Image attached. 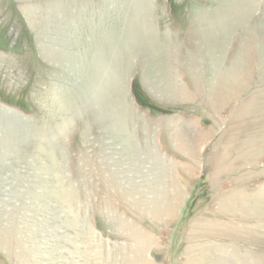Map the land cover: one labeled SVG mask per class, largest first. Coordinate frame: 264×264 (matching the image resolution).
Instances as JSON below:
<instances>
[{
	"label": "rangeland",
	"instance_id": "374dc122",
	"mask_svg": "<svg viewBox=\"0 0 264 264\" xmlns=\"http://www.w3.org/2000/svg\"><path fill=\"white\" fill-rule=\"evenodd\" d=\"M139 1L0 0V99L13 106L0 102V264H36L30 243L40 264H264V0H159L179 17L159 27L157 3L139 13ZM98 19L85 43L81 22ZM164 43L182 63L177 99L163 95L166 73L133 57ZM120 68L123 128L154 124L135 146H120L108 111ZM233 76L237 89L216 108L213 82ZM185 136L204 140L195 148ZM129 150L145 159L133 173ZM161 165L158 216L136 197L159 186Z\"/></svg>",
	"mask_w": 264,
	"mask_h": 264
},
{
	"label": "crops",
	"instance_id": "0c3cea01",
	"mask_svg": "<svg viewBox=\"0 0 264 264\" xmlns=\"http://www.w3.org/2000/svg\"><path fill=\"white\" fill-rule=\"evenodd\" d=\"M149 1H151V2H153V3H157L159 0H149ZM202 7V9H206L205 8V6H201ZM164 11V10H163ZM163 11H161V10H159V11H156V8H155V5H153L152 6V14H151V19H154L155 20V22H154V24L156 25V26H163V24H162V22H159V23H157V21H156V19L157 18H159V19H167V18H169V17H171V15H170V11H168V12H163ZM99 13H101V12H99ZM172 14L174 15V18H179V17H177V15H176V13L174 12V10H172ZM209 15H211L210 13H208ZM152 15H153V17H152ZM116 17L115 18H118V15H115ZM201 16V15H200ZM214 17L216 16V15H213ZM212 16V17H213ZM98 17H96V19H97ZM99 18H102V16H100ZM202 18H205V15L204 16H202ZM92 19V18H91ZM99 20V21H98ZM98 20H95V21H92V20H90V21H88V20H84L83 22H81L82 23V25L81 26H83L84 27V30H85V33H86V35H88L87 34V32H89V37L90 38H88V36L85 38V43H86V41H88V40H91V37H92V33H93V30H94V28L96 27V28H98V29H101L100 27H103V20H101V19H98ZM71 24H73L75 27H77V25H79V23H77V22H72V19H71ZM179 26H180V24H179ZM74 27V28H75ZM92 28H93V30H92ZM98 37V36H97ZM184 42V41H183ZM181 43V42H180ZM165 44V43H164ZM175 44V43H174ZM166 46H167V44H165V45H161V46H159V47H157V48H143V49H136L135 50V54H137V55H135V54H133V57H137V58H141V59H144V58H149V63H148V61H147V63L148 64H146V63H143L142 64V69H143V72H147L148 71V73L149 74H151L152 76H155L157 73H159L160 71H162V74L163 73H166L167 74V76H165V78L164 79H166V80H168L169 79V77L171 78V73L173 72V70H174V73H175V75L174 76H172L173 78H174V81L170 84L171 85V91H170V93H169V95L168 96H166L167 98L169 97V98H171V99H177V98H179L180 96H181V92H183L182 90H180L181 89V87H180V85H179V82H181V80L179 81V78H177L176 76H177V73L180 71V70H177V67H181L182 66V63L181 62H177V61H179V60H175L174 61V59H172L171 58V55H170V52L168 51V53L167 52H165V49H168V48H166ZM177 46V44L176 45H174L173 46V49H174V47H176ZM185 47H186V45H185ZM172 49V48H171ZM175 51H174V53L176 54L175 56H185L186 57V55H182L180 52H181V48L179 49V48H176V49H174ZM155 51V52H154ZM140 52H142V54L140 53ZM166 58L167 60L166 61H163L164 63H163V65H161V64H159V62L157 61V63L154 61V58ZM181 58V57H180ZM168 61H170V62H173V64H168ZM141 64V63H140ZM185 66H186V64H185ZM160 67V69L159 70H157V68H159ZM140 68V67H139ZM123 69V68H122ZM121 68L118 70V74H117V78H116V81H115V83H114V85H112L111 87H110V89H113V91H114V93H115V95H114V100H115V106H114V108L113 107H111V109H109L108 111H113L112 113H111V115H113V116H115V118H116V122H113V126L114 125H116V126H114L115 128H113V129H116V131L118 132V134L116 135V136H119V139H120V142H121V144H120V146L122 145V142H128V141H130V140H128V139H131V141H133V143L132 144H134V146H135V143L137 144H142L141 143V141H142V136H143V132L144 131H146V132H148V131H151L152 130V127H153V125L154 124H147V127H149L148 129H146V126L145 125H142V127H143V130L144 131H142V128H140V126H137L136 124H133V127H131V128H127V129H125V128H123L124 127V122H123V120H122V116H121V108H123V107H121L122 105H121V99H122V97H123V91L122 92H120L121 90V88H122V86H124V83H125V80H124V75L122 74V72H123V70H122ZM164 71V72H163ZM168 78V79H167ZM143 79V78H142ZM185 79V81H186V78H184ZM169 80H171V79H169ZM154 81H155V83H156V79H154L153 81H152V79L150 80V81H147V87H150L151 88V90L153 91V93H156L157 91H159V89L156 87V84H154ZM179 81V82H178ZM130 82L132 83V82H135V77H133L132 79H130ZM150 82H152V84H154V85H152ZM153 87V88H152ZM164 89H165V86H164ZM112 91V90H111ZM167 91V90H166ZM157 94V93H156ZM155 95V94H154ZM157 95H159V94H157ZM163 95H166V94H163ZM162 95V96H163ZM180 95V96H179ZM179 96V97H178ZM158 97H160V96H158ZM164 97V96H163ZM165 97V98H166ZM119 99H120V101H119ZM118 101L120 102L119 104H118ZM123 104V103H122ZM121 107V108H120ZM106 109H108V108H106ZM105 109V110H106ZM105 110L104 109H100V111L98 112V113H94L95 115H102V116H99V119L101 120L102 118H104V117H107L108 118V116L109 115H106V113L108 112H105ZM119 111V112H118ZM119 116V117H118ZM118 120V121H117ZM120 120V121H119ZM107 121L108 120H106V121H104V122H101L100 123V126L99 127H103L102 125H105L103 128H106L105 130L106 131H108L109 129H112L110 126H107L109 123H107ZM120 122V123H119ZM106 123V124H105ZM119 124V126H118V124ZM95 125V124H94ZM121 125V126H120ZM134 125H136V126H134ZM123 126V127H122ZM175 127H178L177 126V124L175 125ZM103 128H101L100 130H102ZM98 128H94V130H97ZM154 129H155V127H154ZM176 129H179V128H176ZM91 130H93L92 128H91ZM121 130V131H120ZM148 130V131H147ZM165 130V129H164ZM127 131H129V132H127ZM132 131V132H131ZM141 131V132H140ZM123 132H125V133H123ZM122 135V136H121ZM131 138H130V137ZM114 137H115V135H114ZM115 139H117V138H115ZM100 142H103L102 141V139L100 140ZM112 142H114V141H112ZM103 145H109V143H108V141L107 142H105L104 141V144H102V145H100L101 147L103 146Z\"/></svg>",
	"mask_w": 264,
	"mask_h": 264
},
{
	"label": "bare ground",
	"instance_id": "6f19581e",
	"mask_svg": "<svg viewBox=\"0 0 264 264\" xmlns=\"http://www.w3.org/2000/svg\"><path fill=\"white\" fill-rule=\"evenodd\" d=\"M142 1V3L144 4V5H142L141 7H139L138 8V6L139 5H136V8L137 9H144V7H145V4L147 3H145V0H141ZM141 1H139L140 3H141ZM134 5H135V3H134ZM143 9H142V11H143ZM146 9V8H145ZM136 12L138 11V10H135ZM142 11L140 10L139 11V13H142ZM141 15V14H140ZM139 16V15H138ZM141 16H143V15H141ZM136 18H138V17H136ZM139 18H143V17H139ZM140 20V19H139ZM137 25H139V24H136V26ZM140 25H143V23L142 24H140ZM48 30V29H47ZM142 30L144 31V33H145V30H144V28L142 27ZM149 31V30H148ZM150 32V34H151V31H149ZM147 33V32H146ZM146 33H145V36L146 37H148L149 36V33H147V35H146ZM152 37H153V40L155 39V37L152 35ZM155 42H158L157 40L155 41H152V43H155ZM102 58H104V57H102ZM101 58V59H102ZM212 65H215V63H217V60L215 59V60H213L212 62ZM213 69V68H212ZM98 70V69H97ZM101 72H102V69H99ZM99 70L97 71V72H99ZM193 70L194 71H196L194 68H193ZM213 71H214V69H213ZM104 73V72H103ZM106 73V72H105ZM104 73V74H105ZM100 74H102V73H100ZM151 75V74H150ZM100 77H101V75H99ZM234 77V76H233ZM104 78V77H103ZM103 78H102V80H103ZM148 78V77H147ZM235 78L236 77H234V78H232L231 77V79H224V82H222V80H220L218 83L217 82H213V85L215 84V86L213 87L214 88V94H213V96L215 97V106H216V108H220V106H222V105H224V104H226V102L229 100V98H231V95H233L234 94V92H235V90L237 89V87H238V84H236V80H235ZM101 79V78H100ZM154 80V79H153ZM152 80V81H153ZM92 81L93 80H90V82H87V87L89 88V91H91V85L90 84H92ZM231 81V82H230ZM163 85L165 86V94H169L170 93V91H171V85H170V83L168 82V80L166 81V80H163ZM151 84H152V82H151ZM154 85V84H153ZM228 85H231L230 87H229V90L227 89V87L226 86H228ZM167 90V91H166ZM102 91H104V90H101L100 92H102ZM122 107V106H121ZM120 107V108H121ZM122 109V108H121ZM1 110V109H0ZM120 111H122V110H120ZM119 112V111H118ZM100 116H102V115H100ZM103 117V116H102ZM110 117V116H109ZM112 117V116H111ZM119 117V116H118ZM104 119V118H103ZM108 119V118H107ZM116 119V118H115ZM100 120V119H99ZM105 120V119H104ZM115 121V120H114ZM118 121V120H117ZM120 121V120H119ZM120 123V122H119ZM106 124V123H105ZM113 124V123H112ZM118 124V123H117ZM114 126H116V125H114ZM118 126H119V124H118ZM121 126V125H120ZM123 127V126H122ZM12 130V129H11ZM107 130V129H106ZM116 130V129H115ZM121 131V130H120ZM123 133H125V132H123ZM118 134V133H117ZM122 136V135H121ZM119 138V137H118ZM183 139H181V140H184V142H186V141H190V142H188V143H190L192 146H194L195 148L197 147V146H201L202 145V142H203V140H204V138L202 137V138H199V137H197V138H195V139H193V138H191L190 136H185V137H182ZM15 143V142H14ZM124 143L125 142H122V145L121 146H124ZM127 143V142H126ZM18 145V144H17ZM10 148V147H9ZM147 150V149H146ZM148 151V150H147ZM128 155H127V154ZM125 153V155H127V158H126V161H127V169L128 170H130V172L131 173H133L134 171H139L140 170V168H141V163H143L142 161L144 160L145 161V159L144 158H142L140 155L142 154L141 152H135L134 153V150H129V151H127ZM148 154H149V156L152 154V151L150 150V152H147ZM124 155V154H123ZM122 158H123V156H122ZM125 158V157H124ZM142 158V159H141ZM150 158V157H149ZM148 159V158H147ZM149 160V159H148ZM5 162V161H4ZM152 163V162H151ZM153 164V163H152ZM3 168V167H2ZM54 168V167H53ZM53 168H52V170H53ZM126 169V170H127ZM154 172V174L153 175H155V171H153ZM166 172H167V169L163 166V165H161V167H160V175L158 174V175H155L156 176V178H158L157 179V181H158V187H157V185H155V186H153V187H150V189L148 190V195H147V197L146 198H144L145 196H142V195H138L137 197H136V199L138 198L139 200H140V202H144V201H146V203L148 204V206H149V209L152 211V213H154L155 215H158V216H162V213H163V203L165 202V200H166V195H165V187H163V191H164V198H163V202H162V205L160 204V202H161V190H160V179H163V177H164V179H163V182H164V184H165V176H166ZM123 173H125V172H123ZM52 174H53V172H52ZM133 174H129V175H126L127 176V180L128 181H130L131 183H133L129 178L132 176ZM54 178V177H53ZM134 184V183H133ZM135 185V184H134ZM135 188H136V186H135ZM64 189V188H63ZM59 190H61V189H59ZM66 191V190H65ZM64 191V192H65ZM72 191V190H71ZM60 192V191H59ZM61 192H62V190H61ZM63 193V192H62ZM69 193V192H68ZM67 193V194H68ZM60 196H62V195H60ZM67 196V195H66ZM69 196H70V194H69ZM57 197H58V195H57ZM61 198V197H60ZM134 200H135V198H133ZM67 200V199H66ZM69 200V199H68ZM61 201H62V199H61ZM60 201V202H61ZM63 202H64V200H63ZM68 202V201H67ZM137 203V202H136ZM135 203V204H136ZM63 204H65V203H63ZM67 205V204H66ZM137 206H139L138 204H136ZM65 208V207H64ZM64 211H65V209H64ZM63 211V212H64ZM72 214V213H71ZM73 222V221H72ZM80 222V221H79ZM80 224V223H79ZM35 227V226H34ZM87 228V227H86ZM30 229V228H29ZM41 229V228H40ZM30 230H32V229H30ZM36 230H38V229H36ZM81 230V229H80ZM24 231V230H23ZM28 231V230H27ZM93 233V232H92ZM28 234H30V233H28ZM19 235V234H18ZM83 235V234H82ZM35 236H37V235H35ZM87 236H89V234L87 235ZM91 236V235H90ZM95 236V235H94ZM25 237V236H24ZM24 239V238H23ZM25 240V239H24ZM26 241V240H25ZM86 241V240H85ZM88 241V240H87ZM27 242V241H26ZM32 242V241H31ZM85 243V242H84ZM20 247V253H19V257L21 258V259H23V254H22V250H21V248H23V242H19V243H17ZM27 244V243H26ZM90 244H92V243H90ZM83 246V245H82ZM1 248V247H0ZM30 248L31 249H29V251H26V253L29 255V256H31V259H33L34 260V262L36 263V264H40V261L38 260V257L36 256V253H35V250H36V248H39L38 247V245H35V243H30ZM86 248V247H85ZM84 248V249H85ZM3 250V249H2ZM12 252V251H11ZM7 253V252H6ZM49 259V258H48ZM19 261V260H18ZM21 261V260H20ZM30 262V261H29ZM48 263H51V261H48ZM130 264H141V262H140V258H138V256L136 257L135 255H133V260H132V262L130 263Z\"/></svg>",
	"mask_w": 264,
	"mask_h": 264
}]
</instances>
